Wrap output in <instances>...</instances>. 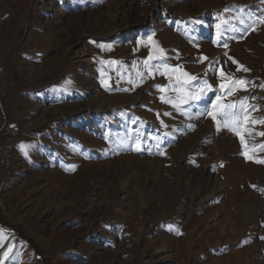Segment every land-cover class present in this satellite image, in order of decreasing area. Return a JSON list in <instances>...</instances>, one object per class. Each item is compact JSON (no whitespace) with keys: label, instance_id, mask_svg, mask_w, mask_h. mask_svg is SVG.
<instances>
[{"label":"rangeland","instance_id":"rangeland-1","mask_svg":"<svg viewBox=\"0 0 264 264\" xmlns=\"http://www.w3.org/2000/svg\"><path fill=\"white\" fill-rule=\"evenodd\" d=\"M260 18L264 0H0V142L16 149L4 264H264V164L207 115L220 94L253 97L264 118ZM217 23L227 48L212 43ZM158 50L196 77L186 87L208 81L207 108L161 102L180 72L149 75ZM221 70L252 83L225 96ZM250 127L248 145L264 144V126Z\"/></svg>","mask_w":264,"mask_h":264},{"label":"snow or ice","instance_id":"snow-or-ice-1","mask_svg":"<svg viewBox=\"0 0 264 264\" xmlns=\"http://www.w3.org/2000/svg\"><path fill=\"white\" fill-rule=\"evenodd\" d=\"M237 20L241 24L244 25L245 29L251 27L252 30H255V22L253 24L249 25L246 24L243 19L240 17H236ZM259 23L264 24V18L259 19ZM148 40L151 41L152 37L149 36ZM95 43V42H93ZM213 44H222L224 48L228 47V44L224 38L222 25L221 23L216 24V39L212 41ZM227 55V53H225ZM164 53L163 50H158V55H154L151 51L149 53V56L146 60L143 61L146 70L148 71V74L151 75L152 72L159 71L161 67H163L164 72L161 73L162 75H167L169 73H176L180 72L179 68H173L172 66L168 65L167 63L163 62ZM160 60V63L157 65H152L150 62L153 60ZM201 61L206 60L207 57H201ZM230 60H232L233 64H237V61L232 59V57H229ZM110 63H116V62H110ZM212 68L211 65H209V70ZM237 70L248 72L249 70L247 68H242V66L237 67ZM207 71V70H206ZM138 75H141V78H143L142 74L138 73ZM220 77L222 78V81H228V83L222 82L219 87L222 92L225 93V96H233L238 90L247 91V86L251 84V81H247L244 79H235L229 77L226 73H224L222 70L219 72ZM169 79H172V76L169 75ZM196 77L191 76L190 74L186 72H180V75L176 76V84L172 86V90L177 93V96L175 99L172 98H166L164 95L160 97L162 103H169L172 104L173 108L176 109V111L181 112L184 115H188L187 112L183 111L182 106L183 105H189L190 102H200L204 101V106L207 108L208 101L204 100V97L207 95L208 92L212 90V86L208 83L207 80L199 81L197 87L192 90L190 86L192 81H195ZM106 90H108V85L106 82H103ZM133 87H135V83L133 82ZM161 92H165L166 89L161 86H157ZM260 88H264V84L259 85ZM124 91H128V89H124ZM253 97L245 96L244 98L233 101V102H225L224 97L220 94H217L215 96V99H212L210 101L211 103V110L207 111V115L210 116L214 122H216L217 125V131H220L221 127L228 129L232 133H234L239 139L241 144V155L244 156L245 160H251L258 164H264V159H258L257 158V152H264V144H258V145H251L249 146L246 141V135H252V129L250 126L260 125L264 126V118H255L251 115L254 111H259L260 109L256 106L248 104V100L252 99ZM164 115H170V113L165 112ZM218 117H222V121L218 120ZM161 126L166 127V125L163 124V121H161ZM255 135H258L260 137H264V131H258L255 133ZM160 141L157 138V148L160 147ZM21 151L24 153V155L27 157L28 152L26 145H20L19 146ZM134 150L137 152H141L145 150V145L142 142V140L137 137L134 145ZM149 154H151V151L149 149ZM160 155L164 154V151L161 149L159 152ZM6 238V233L4 230L0 229V244L3 243V241ZM261 239H264V237H261ZM13 252V246L11 244L7 245V250L3 252L2 255H0V264H4L5 261L11 259V253Z\"/></svg>","mask_w":264,"mask_h":264},{"label":"built area","instance_id":"built-area-1","mask_svg":"<svg viewBox=\"0 0 264 264\" xmlns=\"http://www.w3.org/2000/svg\"><path fill=\"white\" fill-rule=\"evenodd\" d=\"M15 150L12 135L6 134L0 142V205H3L2 196L4 188H6V181L13 175V154Z\"/></svg>","mask_w":264,"mask_h":264},{"label":"bare ground","instance_id":"bare-ground-1","mask_svg":"<svg viewBox=\"0 0 264 264\" xmlns=\"http://www.w3.org/2000/svg\"><path fill=\"white\" fill-rule=\"evenodd\" d=\"M13 167H14V165H13Z\"/></svg>","mask_w":264,"mask_h":264}]
</instances>
